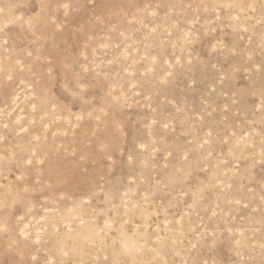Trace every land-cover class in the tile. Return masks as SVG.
Instances as JSON below:
<instances>
[{"label":"rangeland","instance_id":"rangeland-1","mask_svg":"<svg viewBox=\"0 0 264 264\" xmlns=\"http://www.w3.org/2000/svg\"><path fill=\"white\" fill-rule=\"evenodd\" d=\"M0 264H264V0H0Z\"/></svg>","mask_w":264,"mask_h":264}]
</instances>
